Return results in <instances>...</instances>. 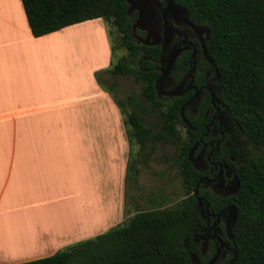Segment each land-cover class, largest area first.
<instances>
[{
  "label": "crops",
  "instance_id": "obj_1",
  "mask_svg": "<svg viewBox=\"0 0 264 264\" xmlns=\"http://www.w3.org/2000/svg\"><path fill=\"white\" fill-rule=\"evenodd\" d=\"M1 1L0 233L6 239L16 233L20 242L0 247V264H14L123 222L130 142L121 112L96 77L110 65L103 19L34 36L21 0ZM95 23L96 60L78 70L71 56L60 62L64 35ZM109 171L120 188L112 206L103 191ZM81 209L87 219L76 214ZM76 218L83 223H71Z\"/></svg>",
  "mask_w": 264,
  "mask_h": 264
},
{
  "label": "trees",
  "instance_id": "obj_2",
  "mask_svg": "<svg viewBox=\"0 0 264 264\" xmlns=\"http://www.w3.org/2000/svg\"><path fill=\"white\" fill-rule=\"evenodd\" d=\"M194 21L210 29L207 47L217 63L225 100L243 130L264 146V0H175ZM34 36H41L88 19L102 18L121 33L128 55L110 69L113 75L132 71L143 81L142 96L161 111L156 129L144 123L143 110H132L124 121L131 143L144 148L157 140L177 141L179 103L163 104L155 90L157 49L136 43L126 0H21ZM113 51V47H112ZM146 55L141 67H131ZM122 110L123 101L115 99ZM163 107L165 109H163ZM192 140L177 147L187 197L171 208L136 211L129 219L92 238L77 241L55 253L14 264H193L185 246L195 228L192 191L195 168L187 157ZM145 161V157H143ZM240 187L231 201L238 218L233 228L234 264H264V156H251L237 167ZM128 175V172H127Z\"/></svg>",
  "mask_w": 264,
  "mask_h": 264
},
{
  "label": "flooded vegetation",
  "instance_id": "obj_3",
  "mask_svg": "<svg viewBox=\"0 0 264 264\" xmlns=\"http://www.w3.org/2000/svg\"><path fill=\"white\" fill-rule=\"evenodd\" d=\"M132 1L135 7L128 4L127 9L130 35L136 43L157 49L156 95L164 105L179 103V124L185 141L192 140L195 228L185 246L192 248L190 255H196L198 264H234L229 206L237 181L240 187L236 169L250 159L249 146L262 151L264 146L243 130L225 100L221 74L207 47V25L194 21L175 0ZM141 2L152 11L146 25L137 21ZM144 26L153 28L151 35ZM146 58L138 57L139 67Z\"/></svg>",
  "mask_w": 264,
  "mask_h": 264
},
{
  "label": "rangeland",
  "instance_id": "obj_4",
  "mask_svg": "<svg viewBox=\"0 0 264 264\" xmlns=\"http://www.w3.org/2000/svg\"><path fill=\"white\" fill-rule=\"evenodd\" d=\"M2 1L8 4V2H12L13 0ZM102 22L104 23L108 44H110V65L104 71L97 72L96 77L99 85L102 89L109 92L124 121L132 110V106L128 103V96L132 95L136 108L143 110L144 123L157 129L162 122L161 111L154 110L150 104L144 101L142 96L143 81L138 78V74L132 71L128 74L113 75L110 72L113 64L121 57L127 56L128 51L123 46L121 33L115 26L108 21L102 20ZM98 31V25L95 23V25L81 27L74 32L65 34V42L61 43L58 47L61 54L59 58L60 62L65 61L63 60V56H71V63L78 70L83 65L87 66L89 63L95 61V52L99 49L97 41L99 38ZM67 40L69 42H66ZM137 62L138 59L132 64L133 70ZM115 99L124 102L122 110ZM163 109L165 108L163 107ZM126 127H130V125H125V130ZM178 131L179 139L176 142L161 139L154 143H149L144 148H141L135 139L130 143L127 165L128 175L125 179V215L122 221L129 219L138 210L171 208L186 197L181 175V164L175 160L177 147L185 141V132L181 124H178ZM249 148L251 156H264V151L261 149L253 148L252 146H249ZM143 157H145V161ZM107 175L108 185L103 191H106L108 206H112L116 193H119L120 188L117 187L115 189V184L111 179L112 172L109 171ZM85 213L82 209L76 212L81 218L87 219ZM83 219L76 218L71 223L74 222V225L78 226L79 223H83ZM57 228L60 229V226L57 225ZM6 233L4 234L7 236ZM12 234H14L12 238L6 239L0 233L2 235L0 237V247H4L5 244L19 245L20 239L18 238V234Z\"/></svg>",
  "mask_w": 264,
  "mask_h": 264
},
{
  "label": "water",
  "instance_id": "obj_5",
  "mask_svg": "<svg viewBox=\"0 0 264 264\" xmlns=\"http://www.w3.org/2000/svg\"><path fill=\"white\" fill-rule=\"evenodd\" d=\"M126 1L129 4L130 8H134L135 7V5H134L132 0H126ZM138 7H139V16H138V20L137 21L139 23H143L144 25L150 23V21L152 19V11H151V9L149 10V8L145 5L144 2L143 3L141 2L138 5ZM142 28L147 30L149 35H151V33L153 32V28L152 27L144 26ZM157 81L158 80H156V82H155V86L157 85ZM192 150H193V147L189 150V153H188L189 160H191L190 154L192 153ZM238 189H239V181H237L236 188L232 191V193H236L238 191ZM229 210H230V220H231L230 227H234L236 222H237L238 212H237V209H236L234 204H231L229 206ZM190 257H191V261H192L193 264H198L195 254H191Z\"/></svg>",
  "mask_w": 264,
  "mask_h": 264
}]
</instances>
